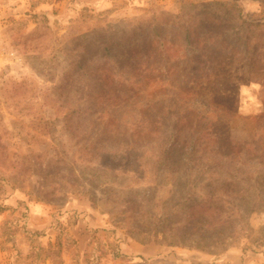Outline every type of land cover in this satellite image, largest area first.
I'll return each mask as SVG.
<instances>
[{"label": "rangeland", "instance_id": "374dc122", "mask_svg": "<svg viewBox=\"0 0 264 264\" xmlns=\"http://www.w3.org/2000/svg\"><path fill=\"white\" fill-rule=\"evenodd\" d=\"M220 2L264 22V0H0V264H264V26L192 30L201 57L167 27ZM98 27L116 58L96 57Z\"/></svg>", "mask_w": 264, "mask_h": 264}, {"label": "trees", "instance_id": "16d2710c", "mask_svg": "<svg viewBox=\"0 0 264 264\" xmlns=\"http://www.w3.org/2000/svg\"><path fill=\"white\" fill-rule=\"evenodd\" d=\"M203 8L199 9V12L194 13L193 11L191 12V17L182 20L181 24L178 25V18H174L170 21V25L167 24L168 28L171 29H176V27H180L181 29V35H182V39L184 42V46H183V51L185 53L186 56H198L201 57L200 54V50L198 48H196L195 46H193L192 44V35H191V31L192 30H196L195 32L198 33L199 36H207L209 37L211 35L212 30H214V26L217 25L218 23L222 22L223 20L226 21L227 23H233V21L238 20L240 23H242L243 25H247V26H264V22L261 25H254V23H247L243 18H242V13L240 8L234 4L233 2H220V3H212L210 4L208 7L207 6H202ZM192 18L194 19V21H192ZM141 18H137V20H139ZM157 17L152 18L153 21H156ZM157 21L160 22L159 19H157ZM145 21H141V23L139 24H135V25H130L128 28V30L125 31V36L126 38H129V41L127 43V48L129 50H133L137 47L136 44H134L133 46H130L129 44L133 43V36H138L141 33L144 32L145 29L142 28V23ZM166 25H160L158 22L153 23L149 29H148V33L152 34L153 36L156 37H162V32L165 30ZM45 30H48L47 27H44ZM108 29H105L104 27H98L96 28L95 32L93 30V33H96V36L92 38V40L96 41V46L99 49L98 53L96 54V57L99 58H106L108 60L110 59H114L116 58V56L114 55L115 52V47L116 45H118V40L113 39V41H108L105 40L104 38L106 37V32ZM42 34H48L45 33V31L42 32ZM156 37L154 39H156ZM98 38V39H96ZM132 38V39H131ZM87 42V40H86ZM120 44V43H119ZM90 47H94L93 45L89 44ZM87 50L82 49L79 53L76 54L75 58H68V60L70 61V63L72 64V68L73 70H75L76 73H80L83 72V74H87L89 72V70H86L90 61L89 60H81L83 58H86L87 54H86ZM215 67L216 65L213 64L212 62H206V64L204 65V71L206 73L209 74V76H214L215 75ZM221 68H226V66L221 67ZM71 76V75H70ZM64 84V83H63ZM180 131V130H179ZM181 133V132H180ZM199 133V132H198ZM187 134V135H186ZM185 134V136H197V132L191 131V129H187V133ZM174 137V135L171 137V139ZM171 139L167 140L165 144H168L169 147L167 148V163L168 166L170 167H177V161H175L174 158H172L170 156V154L168 153V151L170 149H176V144L174 143L175 141H170ZM193 143V142H191ZM190 143V144H191ZM189 157H187L186 159H183L185 164L191 165L193 164L191 157L188 159ZM179 161V160H178ZM191 163V164H190ZM7 207H0V212L3 211L4 209H6ZM212 208H216V206H214V204H210L207 203V201H201V203L198 205H193L191 206V208H189V210L194 211L193 214L191 213L188 216V219H190V217H194L197 216L199 214H202L203 212L201 211H214V209ZM3 209V210H2ZM24 217V215H23ZM25 217L24 219L21 220V228L23 229V232H26V220ZM62 237L66 238L67 241H69L70 235L67 231V229L65 227H63L62 225H58L57 229H56V235H55V239L54 242L52 244L48 243L47 246H41L38 245V250L40 252H43V257L45 259H52L55 257H58L60 255V251L61 249V244H62ZM172 238L171 235L168 236V240H170ZM186 238V236L184 235V239ZM186 243H189L191 245H193V247H197L199 245V243L196 240L193 239H185ZM76 253L73 254V256L71 257L72 259H75ZM115 256H120V253H115Z\"/></svg>", "mask_w": 264, "mask_h": 264}, {"label": "crops", "instance_id": "0c3cea01", "mask_svg": "<svg viewBox=\"0 0 264 264\" xmlns=\"http://www.w3.org/2000/svg\"><path fill=\"white\" fill-rule=\"evenodd\" d=\"M123 252H124V250H123Z\"/></svg>", "mask_w": 264, "mask_h": 264}]
</instances>
